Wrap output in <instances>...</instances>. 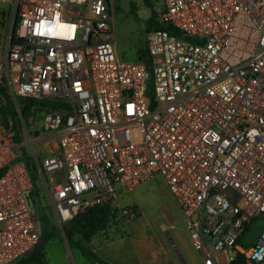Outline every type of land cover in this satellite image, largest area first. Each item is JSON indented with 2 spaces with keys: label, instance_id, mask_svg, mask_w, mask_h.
I'll return each instance as SVG.
<instances>
[{
  "label": "built area",
  "instance_id": "1",
  "mask_svg": "<svg viewBox=\"0 0 264 264\" xmlns=\"http://www.w3.org/2000/svg\"><path fill=\"white\" fill-rule=\"evenodd\" d=\"M0 3L11 8L0 85L21 122L19 142L11 119L0 125V264L39 240L32 174L15 153L26 144L60 229L159 175L202 260L264 264V230L242 243L264 216V0H161L147 63L117 59L109 0ZM17 99L44 102L30 106L39 127ZM38 130L56 141L40 160Z\"/></svg>",
  "mask_w": 264,
  "mask_h": 264
},
{
  "label": "rangeland",
  "instance_id": "2",
  "mask_svg": "<svg viewBox=\"0 0 264 264\" xmlns=\"http://www.w3.org/2000/svg\"><path fill=\"white\" fill-rule=\"evenodd\" d=\"M112 5V19L114 23V50L118 60L123 62H143V49L145 48L146 40V22L152 17L153 13L161 5V0H109ZM146 1V2H145ZM133 7V10L130 8ZM11 18V8L8 5L0 3V44L3 43V36H5V28ZM4 25V26H3ZM19 100V99H18ZM30 116L34 117V122L40 126L41 112L32 113ZM15 123L21 124L19 117ZM15 133H19L13 129ZM42 131L38 130L36 134L42 136ZM39 144L35 143L34 148L37 152V158L42 157L39 153ZM15 153L18 157H23L24 161L30 168L32 176L37 177L34 182V187L27 192L26 200L31 211L41 209L44 214H49L47 203L41 201L44 194L43 184L39 173L36 169H32L30 160H33L30 146H19L15 148ZM129 200L122 202L116 209L121 213L124 209L137 211L138 217H132L133 221L145 226L147 230L157 233L159 238L167 241L168 238L165 231L161 229V224L166 226V232L169 237L177 245L182 246V243L188 244V237L182 223L181 212L175 202L173 196L168 191L162 177L155 175L154 178L142 183L138 188L128 193ZM42 208L43 211H42ZM52 213V211H51ZM130 219V220H131ZM122 214L118 215L115 223H120ZM39 223H37L38 226ZM48 233L49 240L45 244V254L48 264H91L88 258H85L78 250H70L66 239L62 233V229L54 220L53 214L48 217L46 223H40ZM38 229V228H37ZM39 232V231H38ZM151 234V233H150ZM155 239V238H154ZM190 246V245H189ZM68 250L71 253V259L68 258ZM196 258V257H195ZM222 258V257H221ZM196 258L197 264H207L204 260ZM100 264V263H92Z\"/></svg>",
  "mask_w": 264,
  "mask_h": 264
},
{
  "label": "crops",
  "instance_id": "3",
  "mask_svg": "<svg viewBox=\"0 0 264 264\" xmlns=\"http://www.w3.org/2000/svg\"><path fill=\"white\" fill-rule=\"evenodd\" d=\"M36 132L34 135H38ZM38 138H41L37 142L40 156L56 152L53 135L42 134ZM127 199L129 200L128 192L117 188L115 199L111 203L118 207ZM134 213V217H138L139 213ZM181 216L190 246L185 243H182V246L177 245L165 231L169 241L167 243L159 238L156 232H149L137 221L131 219L126 223L122 218L119 224L115 223L114 219L107 229L96 234L88 243V247L109 264H197L196 258H203L200 252L192 247L182 212ZM163 226L166 229V226Z\"/></svg>",
  "mask_w": 264,
  "mask_h": 264
},
{
  "label": "trees",
  "instance_id": "4",
  "mask_svg": "<svg viewBox=\"0 0 264 264\" xmlns=\"http://www.w3.org/2000/svg\"><path fill=\"white\" fill-rule=\"evenodd\" d=\"M146 2V1H145ZM133 10V7L130 8ZM156 14L153 13L152 17L146 22L145 31L146 33L160 28L155 22ZM144 59H147V52L144 48L143 50ZM17 104L20 108V113L22 115L23 120H25L29 115L32 114L30 110V106H34L36 104H44L42 101L31 100V99H17ZM13 100L9 93L0 85V125L7 127L8 119L13 121V128L18 131V127L20 124H16L15 120L18 118ZM15 140L19 142L21 140L20 135L15 133ZM32 169H34L32 167ZM37 179L36 176H32V189H35L34 182ZM37 181V180H36ZM36 191V189H35ZM42 202L47 203V208L49 214H44L41 212V209L36 211H32L34 218L37 223V230L39 231V240L34 249L23 258L13 262L12 264H48L46 260L45 254V244L49 240L48 233L44 229L40 223H46L48 217L52 216L51 207L46 201L45 193L40 198ZM44 208H42L43 211ZM45 210V209H44ZM121 215V211L116 209L115 206L111 202H104L98 205H94L84 212L75 216L72 220L62 225V233L66 239L68 247L70 250H78L85 258L89 259V262L92 263H100V264H109L104 259L102 260L97 254H95L88 247V243L90 240L98 233L104 231L108 228L111 222ZM242 257H237L234 262L230 264H245V261H242Z\"/></svg>",
  "mask_w": 264,
  "mask_h": 264
},
{
  "label": "water",
  "instance_id": "5",
  "mask_svg": "<svg viewBox=\"0 0 264 264\" xmlns=\"http://www.w3.org/2000/svg\"><path fill=\"white\" fill-rule=\"evenodd\" d=\"M263 230H264V216H259L250 226L248 231L245 233L246 235L243 237L242 240L243 245L244 246L250 245ZM68 255H69L68 258H70L71 253L69 250H68Z\"/></svg>",
  "mask_w": 264,
  "mask_h": 264
}]
</instances>
